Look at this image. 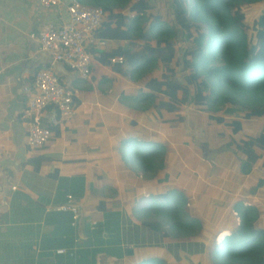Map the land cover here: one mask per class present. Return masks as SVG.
<instances>
[{
	"label": "trees",
	"instance_id": "trees-1",
	"mask_svg": "<svg viewBox=\"0 0 264 264\" xmlns=\"http://www.w3.org/2000/svg\"><path fill=\"white\" fill-rule=\"evenodd\" d=\"M190 1L193 4L188 0H172L173 10L166 18L154 15L150 0H132L129 14L113 16L111 6L97 5L104 9L107 17L96 32V39L129 40L131 44L126 50L102 51L100 59L115 72L129 75L133 84L138 85L135 95L125 96L128 103L150 102L145 109L128 107L129 111L143 118L151 113L157 124L180 127L185 125L187 107L208 114L210 126L223 128L214 134L218 140H223L224 131H228L225 145L243 160L241 174L244 178H259L264 187V125L250 136L245 124L253 119H264V8L252 21L247 9L264 0ZM176 27L192 42L182 64L174 44ZM117 58L123 61L113 63ZM246 93H258L260 98L257 102L242 101L240 98ZM237 106L246 109L243 119L234 117ZM223 114L231 117L225 119ZM47 128L53 137L42 148L59 137L56 127L47 125ZM133 128L136 134L128 130L118 136L114 146L118 160L124 168L134 167L135 171L152 172L156 176L165 167V159L172 149L156 135L153 138L142 135L145 129L140 126ZM32 166L38 172L43 166L41 158L32 160ZM78 179L75 185L83 186V179ZM155 183L154 180L146 182L151 186L146 205L142 204L145 196L135 199L137 217L129 216V206L125 210L128 215L120 212L115 207L117 200H100L96 211L104 216V221L91 224L84 217L81 219L86 244L77 245L74 234L73 246L77 250L67 253L68 261L97 264L98 254L105 253L118 262L134 257V264H191L188 260L194 261L195 256L200 259L194 264H206L210 256L214 260L212 264H264L263 203L248 198L245 193H241L246 197L244 200L215 194L213 198L222 197L216 202L222 207H215L211 205L212 198L192 195L178 187L162 190L155 188ZM249 185L247 182L245 187ZM260 194L264 198V191ZM246 199L250 200L248 206ZM140 215L145 218L153 215L166 221L167 231L160 222L141 221ZM71 228L77 232L79 225ZM144 230L151 234L164 232L162 239L167 243L149 245L151 252L142 253L140 247L146 241ZM224 232L228 234L218 242V236ZM129 246L132 248H127ZM158 246L162 247L163 254H156ZM174 248L175 261L169 254Z\"/></svg>",
	"mask_w": 264,
	"mask_h": 264
},
{
	"label": "crops",
	"instance_id": "crops-1",
	"mask_svg": "<svg viewBox=\"0 0 264 264\" xmlns=\"http://www.w3.org/2000/svg\"><path fill=\"white\" fill-rule=\"evenodd\" d=\"M117 13L129 14L130 9L127 13L114 10L112 16ZM67 21L64 9L46 10L36 0H0V264H71L67 253L77 250L73 246L74 234L78 239L77 245L83 247L86 242L82 222H79V228L74 232L71 228L72 213L61 211V207L67 203V196L76 195L74 203L85 221L91 224L102 222L104 216L96 211V205L103 199L116 201L102 194L109 187L107 180L122 176L121 168H124L114 154L118 136L128 130L136 134L135 125L147 130H143L142 135L153 138L157 133L162 135L160 131L166 127L160 124L162 128L157 131L155 122L148 120L149 116H153L151 113L143 118L128 110L132 106L125 96L135 95L138 89L129 75L115 72L95 57L91 79L83 81L68 66L53 63L40 50L37 39L31 38L32 35H38L47 24L61 26ZM104 42L105 46L100 52L131 48L129 40ZM95 51V47L90 49L92 54ZM43 69L52 70L74 91L76 111L73 118L62 119L53 109H47L43 123L56 127L59 137L45 148L31 149L27 145L28 129L24 111L28 95L24 89L33 88L36 73ZM199 114L191 111L185 125L178 127L183 129L189 126L205 134L210 125L206 122L205 127L203 119L198 120ZM52 120H56L57 125L52 124ZM160 139L170 145L172 152L184 153L179 143L176 144V150L163 137ZM231 152L224 153L221 158L210 155L213 163L217 159L224 164L223 168H228L227 171L218 168L217 171L226 174L221 178L219 175V181L212 184L210 190L214 195L230 196L244 188L249 181L248 176L244 178L241 174L243 160ZM36 158H41L43 163L38 172L32 166V160ZM78 178L83 179V186L75 185ZM207 184H196V181L191 180L178 188L192 195H202L210 187ZM204 198L210 199L207 196ZM211 198L216 199L214 204L211 203L212 206L222 207V204L218 206L215 203L222 197ZM245 198L242 194L238 197ZM61 249L66 250V254L58 255L57 251ZM106 257L105 253H100L97 261Z\"/></svg>",
	"mask_w": 264,
	"mask_h": 264
},
{
	"label": "rangeland",
	"instance_id": "rangeland-1",
	"mask_svg": "<svg viewBox=\"0 0 264 264\" xmlns=\"http://www.w3.org/2000/svg\"><path fill=\"white\" fill-rule=\"evenodd\" d=\"M84 4H90V5H109L111 6L115 11H123L125 13L128 12L129 7L132 3V0H82ZM189 4H193L190 0H188ZM150 3L154 5V15H161L162 17H169L171 15L173 6H172V0H150ZM101 7V6H99ZM264 8V2L258 5H253L250 6L248 9V18L250 21L257 19L258 15L260 14V11ZM174 44L175 48L180 55L179 58V63H183L184 59V54L185 52L192 46V42L188 38V36L185 34L184 31L176 27V35L174 38ZM182 66V65H180ZM260 98V94L258 93H246L244 97L242 96L240 99L245 102H257ZM130 106L135 107L136 109H145L146 107H149V103L137 105L136 103L129 102L128 103ZM226 108H231V106H226ZM235 109V116L236 118L243 119V115L246 112V109L243 106H237L234 108ZM191 109L187 107L184 111L185 116L191 114ZM208 114L206 113H201L198 115L199 118L198 120L203 119V124L205 127L207 126V116ZM225 119L227 117H231L229 114H223L221 115ZM201 117H205L201 118ZM148 120L151 122H155V130H160L162 127L160 124H157L155 121L154 117L149 116ZM188 121V119H187ZM148 123V122H147ZM188 123V122H187ZM247 127V135H254L257 134L259 129L264 125V119H253L251 121H248L245 123ZM161 127V128H160ZM168 127V128H167ZM217 129H223L220 126H215L211 125L209 128H206L205 134L201 132H196L194 129H191L189 126H185L183 129L179 128L177 124H171L169 126H166L164 129L160 131V133L163 135H160L157 133V137L161 138L163 137L166 141H168L171 145L172 148L174 146L176 147V144L179 143L180 147L182 146L184 148V153H176V152H171L169 154V157L165 159V167H163L162 170H160L156 176L152 172L150 173H144L142 171H135L134 167L131 168H121L123 173L121 174L122 176L117 175L116 177L109 178L107 181L109 182V187L106 192L103 193L102 195L111 199H116L118 200V204H116V208L120 210V212H125V210H128V206L131 207V213L130 217L136 216V209H137V203L135 202V199L137 197L145 196V199L143 201V205H146L147 202H149V194H148V188L151 186H147L146 182L154 180L157 181V184L155 183L154 187L165 190L170 187H184L188 183L191 182V180L196 181V184H200V182H205L210 184V187L204 190L202 195L207 196V197H215L214 194L211 193L210 188L213 187L212 184H214L216 181H219V178L223 177L225 174H223V171L220 174L218 170L219 167L222 168V170H228V168H223L221 162L213 161L210 160V155H216V157H220L224 153H232L233 149L227 148L225 145L226 141L228 140V131L225 130V138L223 140H217L215 139V133ZM211 130V133L209 131ZM209 133V134H208ZM167 137V138H166ZM180 138L179 142L178 139ZM203 138V139H202ZM185 140H188L187 143H185ZM178 144V145H179ZM220 145V147H219ZM196 146V147H195ZM198 146V147H197ZM178 150V148H175ZM115 155L117 153H114ZM225 156V155H224ZM223 156V157H224ZM181 158V160H180ZM215 157L213 158V160ZM180 160V161H179ZM203 162V163H202ZM231 162V160H230ZM181 163V164H180ZM184 163V164H183ZM217 165V166H216ZM195 168L197 169L195 171ZM208 170L210 172H208ZM194 172V173H193ZM206 175H209V177H206ZM262 178V175H260ZM225 177V176H224ZM247 178V176H246ZM260 180L259 178H253L249 177L248 183L250 184L248 188H242L240 190H236L235 193L230 194V196L234 197V200L238 199L239 195L241 196V193L247 194L248 198L252 199H257L259 202L264 204V198L260 194V191H264V187L260 185ZM207 184V185H208ZM222 184V183H221ZM220 184V186H221ZM187 187V186H186ZM200 187V186H199ZM242 191V192H241ZM207 192L208 194H206ZM214 192V191H213ZM211 193V194H210ZM196 194V193H195ZM100 195V194H99ZM213 201H216V199L212 200L211 203L214 204ZM250 202V200H249ZM249 202L245 200V205L248 206ZM216 203V202H215ZM212 205V204H211ZM189 209V206H187ZM127 214V213H126ZM128 215V214H127ZM137 217V216H136ZM141 221H147V222H160L163 225L164 230L167 231L168 225L166 221L157 218L155 216H151L150 218H145L143 215L139 216ZM104 221V220H103ZM145 233V245L140 247V250H143L142 253H148L151 252V247L157 246V245H165V240L162 239V233L158 234H151L150 232L144 230ZM227 235V232H225ZM222 233L221 235L218 236L217 241L219 242L222 240L225 236ZM107 234L112 235V233L107 232ZM144 235V234H143ZM106 236V233L105 235ZM127 248H132V247H127ZM156 248V247H155ZM162 247H159L155 249L156 254L161 252L163 254L164 252L161 250ZM136 249V248H135ZM137 250V249H136ZM136 252V251H135ZM176 249H173V252H170V256L174 261L177 259V254L175 253ZM107 259L101 258L100 260L97 261V264H134V257L133 258H125L123 261H111V258L109 255L106 257ZM187 261V258L184 257ZM200 259V256H195L192 259H189V263L194 264L195 261H198ZM214 263L213 257L210 256L206 260V264H212Z\"/></svg>",
	"mask_w": 264,
	"mask_h": 264
},
{
	"label": "built area",
	"instance_id": "built-area-1",
	"mask_svg": "<svg viewBox=\"0 0 264 264\" xmlns=\"http://www.w3.org/2000/svg\"><path fill=\"white\" fill-rule=\"evenodd\" d=\"M36 1L46 10L64 9L68 21L61 26L47 24L38 35H32L31 38L37 39L40 50L53 63L68 66L83 81L90 80L93 59L100 58V49L105 46V42L95 36L107 17L104 9L83 4L79 0ZM92 47L96 50L93 54L90 52ZM122 61L123 58L112 60L113 63ZM24 92L28 95L24 111L28 129L27 145L31 149H40L53 137L52 131L43 123L44 113L47 109H53L59 118H73L76 111L75 93L50 69L36 73L33 88L26 87ZM51 123L57 125L56 120ZM61 211L72 213V227H76L83 218L71 195L67 196V203L61 207ZM66 252L61 249L57 254L64 255Z\"/></svg>",
	"mask_w": 264,
	"mask_h": 264
},
{
	"label": "water",
	"instance_id": "water-1",
	"mask_svg": "<svg viewBox=\"0 0 264 264\" xmlns=\"http://www.w3.org/2000/svg\"><path fill=\"white\" fill-rule=\"evenodd\" d=\"M224 236H226V235H224Z\"/></svg>",
	"mask_w": 264,
	"mask_h": 264
}]
</instances>
